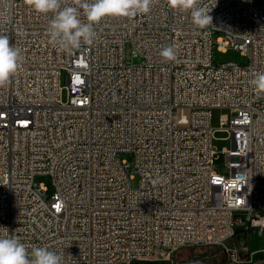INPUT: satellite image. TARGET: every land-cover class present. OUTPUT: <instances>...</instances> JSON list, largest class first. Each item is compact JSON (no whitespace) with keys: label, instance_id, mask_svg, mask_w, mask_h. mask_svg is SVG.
Instances as JSON below:
<instances>
[{"label":"built area","instance_id":"1","mask_svg":"<svg viewBox=\"0 0 264 264\" xmlns=\"http://www.w3.org/2000/svg\"><path fill=\"white\" fill-rule=\"evenodd\" d=\"M201 6L207 28L155 0L146 15L106 18L94 44L69 55L48 42L51 14L0 0L10 17L0 34L23 55L0 87V235L29 252L48 247L63 264H132L226 247L238 227L264 231V94L250 83L264 70V0ZM127 45L139 64L124 61ZM168 46L175 61L159 55ZM214 49L244 63L215 64ZM218 131L231 142L228 177L214 170Z\"/></svg>","mask_w":264,"mask_h":264},{"label":"clouds","instance_id":"2","mask_svg":"<svg viewBox=\"0 0 264 264\" xmlns=\"http://www.w3.org/2000/svg\"><path fill=\"white\" fill-rule=\"evenodd\" d=\"M155 0H26L34 12L51 14L46 28L49 44L59 53L72 54L82 46H91L97 38L96 25L106 18L132 19L150 13ZM173 10L189 13L193 25L204 29L212 24L209 9L202 0H167ZM9 16L0 13V22ZM164 62L177 59L175 46L159 52ZM23 61L22 50L0 34V87L16 75ZM251 85L257 94H264V70L256 72ZM158 180L162 178H157ZM0 264H63V256L44 246H33L29 252L16 236L0 235Z\"/></svg>","mask_w":264,"mask_h":264},{"label":"rangeland","instance_id":"3","mask_svg":"<svg viewBox=\"0 0 264 264\" xmlns=\"http://www.w3.org/2000/svg\"><path fill=\"white\" fill-rule=\"evenodd\" d=\"M213 62L215 64H222L227 62H235L238 64L244 63V57L238 51L227 50L225 52L213 50ZM124 61L131 64H139L140 58L133 57L130 53V48L127 45L124 49ZM60 85L62 86L61 97L62 100L67 98L66 90V73L62 72L60 75ZM220 112L213 113V126H217V119ZM228 135L223 132H216L214 134L213 146L217 151V157L214 161L215 172L222 176H229V168L226 165V160L222 149H230L231 142ZM120 159L131 161V156L127 153L120 154ZM131 176L130 182L133 187L138 185V177ZM36 183L43 184L46 188L47 194L52 193V185L50 178L45 175H38L34 178ZM264 231L260 232L258 228L251 226L238 227L235 230L234 236L225 242V246H203L195 249L183 248L174 252L172 260L169 262H158L141 260L138 262H151L161 264H253V255L255 252L264 250ZM264 264V263H262Z\"/></svg>","mask_w":264,"mask_h":264},{"label":"trees","instance_id":"4","mask_svg":"<svg viewBox=\"0 0 264 264\" xmlns=\"http://www.w3.org/2000/svg\"><path fill=\"white\" fill-rule=\"evenodd\" d=\"M191 249H195V248H191ZM253 260H254V261L264 260V252H257V253H254V255H253ZM132 264H161V263L135 262V263H132Z\"/></svg>","mask_w":264,"mask_h":264},{"label":"water","instance_id":"5","mask_svg":"<svg viewBox=\"0 0 264 264\" xmlns=\"http://www.w3.org/2000/svg\"><path fill=\"white\" fill-rule=\"evenodd\" d=\"M262 263H264V260L256 261V262H254L253 264H262Z\"/></svg>","mask_w":264,"mask_h":264},{"label":"crops","instance_id":"6","mask_svg":"<svg viewBox=\"0 0 264 264\" xmlns=\"http://www.w3.org/2000/svg\"><path fill=\"white\" fill-rule=\"evenodd\" d=\"M262 244H264V242H262ZM259 252H264V250H262V251H259ZM255 253H257V252H255Z\"/></svg>","mask_w":264,"mask_h":264}]
</instances>
